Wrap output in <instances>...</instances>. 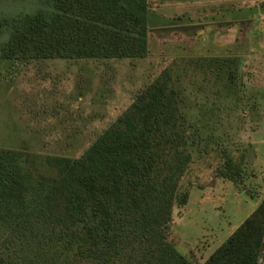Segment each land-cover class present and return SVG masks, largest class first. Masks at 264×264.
<instances>
[{"label":"trees","instance_id":"1","mask_svg":"<svg viewBox=\"0 0 264 264\" xmlns=\"http://www.w3.org/2000/svg\"><path fill=\"white\" fill-rule=\"evenodd\" d=\"M49 4L14 17L6 56L147 54L148 0ZM7 22L0 15V31ZM231 62L173 58L78 156L0 146V264H264V199L202 262L168 239L173 207L187 200L180 180L194 144L178 66L183 75L226 70L232 79ZM230 171L237 178L239 170Z\"/></svg>","mask_w":264,"mask_h":264},{"label":"rangeland","instance_id":"2","mask_svg":"<svg viewBox=\"0 0 264 264\" xmlns=\"http://www.w3.org/2000/svg\"><path fill=\"white\" fill-rule=\"evenodd\" d=\"M141 58L22 59L2 47L14 17L49 0H0V146L78 156L173 58L230 56L226 70L182 76L194 132L168 239L202 262L264 199V0H148ZM209 74V73H208ZM229 164L226 165V161ZM234 167L239 175L233 177Z\"/></svg>","mask_w":264,"mask_h":264}]
</instances>
